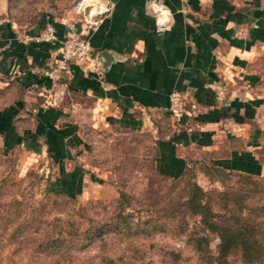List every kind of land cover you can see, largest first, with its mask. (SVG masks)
Returning a JSON list of instances; mask_svg holds the SVG:
<instances>
[{"label":"crops","instance_id":"crops-1","mask_svg":"<svg viewBox=\"0 0 264 264\" xmlns=\"http://www.w3.org/2000/svg\"><path fill=\"white\" fill-rule=\"evenodd\" d=\"M150 1L109 0V11L88 28L67 12L44 17L43 24L53 20L56 39L39 44L21 39L0 19V76L5 79L13 67L10 77L25 92L0 109L5 140L23 141L14 125L23 111L32 115L25 133L37 130L53 159L73 158L70 146L79 150L86 143L84 127L147 129L156 138L160 172L177 175L186 161L176 147L192 145L212 154L219 150L211 157L218 166L259 174L256 155L246 149L257 142L248 139L246 125L264 106V76L253 67L264 49V0H158L170 11L164 30L154 27ZM4 4L0 0V10ZM68 29L86 34L93 57L90 65L72 64L51 81L42 71ZM17 43L24 44L23 57L9 51ZM171 91L180 97L175 113L169 109ZM25 141L36 144L34 136ZM224 148L226 155L220 154Z\"/></svg>","mask_w":264,"mask_h":264},{"label":"rangeland","instance_id":"rangeland-1","mask_svg":"<svg viewBox=\"0 0 264 264\" xmlns=\"http://www.w3.org/2000/svg\"><path fill=\"white\" fill-rule=\"evenodd\" d=\"M73 1L4 0L0 19H7L16 34L25 39L28 30L39 31L44 17L61 18ZM253 67L258 75L264 76V49L257 54ZM8 69L11 70L6 80L0 76V109L25 93L14 76L10 77L15 73L13 67ZM260 92L264 97V90ZM19 113L14 125L21 133L18 140L23 141L18 144L6 141L7 128L0 131V264H50L49 255L33 248L32 239H41L42 225L36 224L29 209L38 199H43L45 190L73 195L71 198L50 195L53 203H47L46 212L41 213L43 217L57 213L64 220L65 229L75 236H82L90 226L102 225L105 230L81 250L72 249L56 257L57 264H96L100 255L113 258L112 264L121 260L144 264H206V256L209 259L216 254L219 237L204 227L199 213H192L187 207L186 201L196 186L203 191L200 201L208 202L215 212L214 221L232 226L236 217L240 218L252 227L255 238L264 243V106L255 112L252 121L247 120L248 139L258 145L246 149L256 155L255 161L261 166L259 174L249 177L218 166L211 157L219 150L212 154L192 145L176 147L186 161L180 174L160 172L156 165L159 151L156 138L147 129L84 127L82 136L86 143L80 151L76 145L70 146L71 160L53 159L42 146L43 137L36 136L37 130L25 133V129L32 128V115ZM32 136L36 144L27 145L25 140ZM243 137L241 147H244ZM228 145L229 142L225 143L226 148ZM225 150L220 154L226 155ZM73 188L77 189L75 193ZM21 196L30 203H23L25 212L14 217L12 201ZM17 225H20L18 231ZM193 236L204 237L201 251L194 247ZM227 261L242 264L238 251L228 254Z\"/></svg>","mask_w":264,"mask_h":264},{"label":"trees","instance_id":"trees-1","mask_svg":"<svg viewBox=\"0 0 264 264\" xmlns=\"http://www.w3.org/2000/svg\"><path fill=\"white\" fill-rule=\"evenodd\" d=\"M50 20V19H49ZM43 20H41L40 26L43 24ZM52 25L54 24L53 20H50ZM31 43V42H30ZM34 44L42 43V41L32 42ZM23 43H17L9 51L14 52L17 56L23 57ZM4 56L7 55V51L4 50ZM182 170L179 172V174ZM242 177H249L251 173L240 172ZM63 183L65 180L62 181ZM1 184V182H0ZM200 188L197 186L192 190L191 195L186 201L187 207L192 213H199L201 223L210 231H215L219 237V240L216 245V254L211 256L209 259H204L206 264H232L227 261L228 254L238 251L239 258L242 264H264V243L259 239L255 238L253 234V229L247 222L243 221L240 218L235 219V225H219L212 218L215 215V212L211 210L208 202L200 201ZM43 199L37 200L36 205L30 206V212L33 215L32 218L36 219V224L41 223L42 231H41V239H37V237H33L32 241L33 248L36 252L44 253L45 255L50 256V264H57L55 259L56 257H60L63 254L70 252L72 249L81 250L83 246L92 239L96 238L97 234H104L105 230L102 228V225L90 226L86 230L82 236H75L74 233L71 234L69 229H65L64 220L60 218L57 213L51 214V217H43L41 215L42 211L46 212L47 203H53V199H50V195H66V197L71 198L70 195L64 194V192L57 191H48L45 190L43 193ZM23 203H30L29 201H24L23 196L20 199L15 198L12 201V205L14 208V217H19L22 213L25 212V206ZM234 203H239L238 201ZM50 208L47 210L49 212ZM11 222V221H10ZM8 224V223H6ZM22 224V223H19ZM2 225H0V228ZM20 228V225L16 226V230ZM110 230V227H107ZM18 231V230H17ZM36 232V229H34ZM31 241V242H32ZM194 247L201 251V249L205 246V239L202 236H193L191 238ZM202 253H206L205 251ZM207 255V253H206ZM114 261L113 258L108 257L107 255H100L97 259L96 264H112ZM117 264H144L142 262L138 263H127L126 261H119Z\"/></svg>","mask_w":264,"mask_h":264},{"label":"built area","instance_id":"built-area-1","mask_svg":"<svg viewBox=\"0 0 264 264\" xmlns=\"http://www.w3.org/2000/svg\"><path fill=\"white\" fill-rule=\"evenodd\" d=\"M149 6L155 29H166L169 26L170 11L168 7L158 0H151ZM109 9V0H75L68 6L67 13L78 18L83 28H88L97 24ZM25 39L35 41L55 40L56 36L52 23L46 21L43 27L34 35L25 34ZM58 41L59 46L55 59L42 71V75L51 81L57 80L62 74L67 73L72 64L90 65L93 57L88 37L84 32L68 29ZM168 99L169 109L172 113H175L180 106L178 92L171 91Z\"/></svg>","mask_w":264,"mask_h":264},{"label":"water","instance_id":"water-1","mask_svg":"<svg viewBox=\"0 0 264 264\" xmlns=\"http://www.w3.org/2000/svg\"><path fill=\"white\" fill-rule=\"evenodd\" d=\"M104 52H106L105 50H102L98 53V56H104ZM97 55H95V58L98 57Z\"/></svg>","mask_w":264,"mask_h":264}]
</instances>
